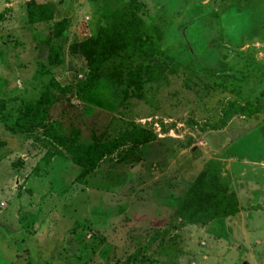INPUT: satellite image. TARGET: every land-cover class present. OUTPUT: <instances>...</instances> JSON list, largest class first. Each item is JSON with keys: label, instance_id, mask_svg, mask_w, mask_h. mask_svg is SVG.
Returning a JSON list of instances; mask_svg holds the SVG:
<instances>
[{"label": "rangeland", "instance_id": "374dc122", "mask_svg": "<svg viewBox=\"0 0 264 264\" xmlns=\"http://www.w3.org/2000/svg\"><path fill=\"white\" fill-rule=\"evenodd\" d=\"M137 1L145 37L79 95L88 65L74 46L128 0H0V105L33 109L54 78L70 89L48 110L56 137L88 147L138 127L157 136L79 179L68 149L41 129L10 134L0 122V264H264V106L210 129L230 103L264 100V0ZM33 2L52 5L53 19L37 21ZM63 17L66 34L53 37ZM146 63L141 96L126 97ZM203 170L240 209L181 225L177 209Z\"/></svg>", "mask_w": 264, "mask_h": 264}, {"label": "trees", "instance_id": "16d2710c", "mask_svg": "<svg viewBox=\"0 0 264 264\" xmlns=\"http://www.w3.org/2000/svg\"><path fill=\"white\" fill-rule=\"evenodd\" d=\"M41 14L37 21L53 19L55 9L49 3L35 4ZM137 0H128L125 8L113 12L109 24L101 27L94 38L86 39L76 46L88 65L84 79L76 87V93H83L93 82L99 78L102 66L113 57L121 54L129 47L136 46L145 37V21L139 15ZM69 25L67 17L56 21L53 26V37L64 36ZM54 48L53 46H51ZM55 49L49 55L48 63L56 66L61 62ZM150 63L143 66L142 80L134 79L125 87L126 97H140L143 91L142 81L149 75ZM115 75V74H114ZM70 93L68 87L61 86L54 78H50L39 97L37 105L24 113L14 116L3 105H0V122L10 134L26 132L39 128L43 136L52 140L56 145L67 148L73 156V162L80 168L79 179H84L95 171L99 163L107 156L113 154L125 144L134 146L152 143L157 139L155 132L145 127H138L132 131H125L119 137L98 145L83 147L75 139L56 137L51 133L54 129L52 123L48 124V110L56 102L55 94ZM264 106L263 99H255L246 105L237 102L230 103L222 111L221 122L210 125V129H221L227 125L230 116L239 114L243 117L258 115ZM239 202L231 188L221 182L215 173L203 170L196 177L188 192L177 209L176 216L181 225L204 226L208 221L233 216L239 211Z\"/></svg>", "mask_w": 264, "mask_h": 264}]
</instances>
